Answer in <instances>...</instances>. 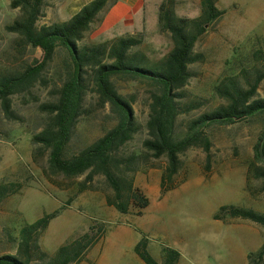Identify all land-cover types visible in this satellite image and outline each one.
<instances>
[{
    "label": "rangeland",
    "instance_id": "rangeland-1",
    "mask_svg": "<svg viewBox=\"0 0 264 264\" xmlns=\"http://www.w3.org/2000/svg\"><path fill=\"white\" fill-rule=\"evenodd\" d=\"M158 0L148 5L141 28L133 31L102 33L98 16L83 42L94 45L126 35H141L143 52L152 62L162 59L171 49L167 34L159 33ZM10 0H0V75L21 74L36 51L5 28L20 17L9 7ZM67 0L48 1L38 26L69 20L64 14ZM217 8L224 15L197 41L194 54L201 61L189 66L191 78L184 88L186 100L197 101L198 110L180 115L176 133L186 132L189 122L214 110L224 102L214 87L227 77L238 76L239 69L249 72L262 64L255 50L264 54V0H219ZM175 14L194 19L200 15V0H175ZM264 58V57H262ZM65 56L57 51L33 87L10 97L12 118L0 105V185L16 184L21 191L0 203V257L15 255L20 229L44 216L58 212L38 240L41 250L54 255L57 249L79 237L102 235L75 264H144L134 247L146 240L147 253L159 264L165 261L163 249L179 254L176 264H250L247 257L264 244V228L258 224L225 218L214 220L221 207L250 209L264 214L263 180L246 176L248 168H264L256 160L255 148L264 136L263 117L229 126H213L204 132L210 143L209 161L202 148H190L178 156V171L171 181L165 179L166 158L154 159L143 148L148 139L146 129L150 96L148 83L115 79L119 95L132 107L137 132L116 156L133 157L130 170L119 165L111 168L126 191L128 183L147 198L148 206L140 217L121 215L111 203L114 192L101 174L89 171L76 178H65L51 170L49 150L31 142L50 118L42 107L55 103L61 86ZM241 84V83H240ZM256 99H264V81ZM116 117L108 105L101 107L92 85L84 97L83 116L79 119L66 156L77 155L112 129ZM176 189L160 196V186ZM182 183V184H181ZM130 194L125 195L131 205ZM129 213L134 212L129 207ZM91 227L94 231H91ZM256 264H264L255 259ZM33 264L45 261L34 259Z\"/></svg>",
    "mask_w": 264,
    "mask_h": 264
},
{
    "label": "trees",
    "instance_id": "trees-1",
    "mask_svg": "<svg viewBox=\"0 0 264 264\" xmlns=\"http://www.w3.org/2000/svg\"><path fill=\"white\" fill-rule=\"evenodd\" d=\"M48 1L61 0H10V9L18 10L20 17L5 30L17 35L24 45L36 51V55L21 74L0 75L1 108L7 118H12L10 97L30 90L56 52H63L64 68L57 100L42 107L50 121L39 134L32 136L31 142L49 150L51 170L65 178H76L88 171L90 176L103 175L114 192L115 202L110 204L121 215L140 217L148 206V200L139 189H133L131 183L124 191L122 183L111 171L119 165L124 170H130L126 165L134 158H122L116 154L137 132L131 104L117 93L115 79L148 83L154 89L146 125L148 139L144 141L143 148L154 159L166 158L168 167L164 178L168 181L178 171V156L190 148H202L209 161L210 143L204 135L207 129L229 126L254 117H263L264 121V99H256L259 85L264 81V54L255 50L256 59L262 61L259 68L251 72L240 68L241 84L238 76L220 81L214 87V93L224 104L189 122L184 134L176 133L178 117L198 110L202 105L192 100L184 102V88L191 78L189 66L201 61L194 54L195 44L224 15V11L217 8L219 0H200V15L194 19L177 17L175 0H163L158 6L157 25L159 33L169 36L171 49L156 62L150 61L138 50L142 45L141 35L121 36L94 45L82 43L85 34L106 7L107 0H93L66 22L38 26ZM90 85L98 96L99 105L110 107L116 124L87 149L77 155L66 156L74 129L83 116L84 97ZM261 139L255 148L256 160L264 162V138ZM250 175L263 180L261 190L264 191V168L251 165L246 172V176ZM174 189L176 186L164 187L162 178L160 196ZM20 191L21 187L16 184L0 185V203ZM126 193L130 194L131 205L125 199ZM131 206L134 212L130 214ZM57 214L55 212L23 226L16 254L1 256L0 264H33L34 259L45 261L44 264L78 263L103 231L96 230L93 237L87 234L79 237L59 247L54 255H48L41 250L38 240ZM226 217L249 221L264 228V214L250 209L221 207L214 220L224 223ZM90 229L94 231L93 227ZM134 252L144 264H159L147 253L145 239L134 247ZM162 253L165 254V261L161 264L177 263L179 254L176 251L166 248ZM263 257L264 244L257 253H250L247 259L250 264H256L255 259L260 261Z\"/></svg>",
    "mask_w": 264,
    "mask_h": 264
},
{
    "label": "crops",
    "instance_id": "crops-1",
    "mask_svg": "<svg viewBox=\"0 0 264 264\" xmlns=\"http://www.w3.org/2000/svg\"><path fill=\"white\" fill-rule=\"evenodd\" d=\"M93 0H67L64 14L69 19L76 15L82 7ZM158 0H107V5L99 14L101 16L100 31L129 32L136 27L141 28L148 5L155 7ZM161 1V0H160ZM182 184V183H181Z\"/></svg>",
    "mask_w": 264,
    "mask_h": 264
},
{
    "label": "water",
    "instance_id": "water-1",
    "mask_svg": "<svg viewBox=\"0 0 264 264\" xmlns=\"http://www.w3.org/2000/svg\"><path fill=\"white\" fill-rule=\"evenodd\" d=\"M264 136L262 137L261 141L263 140ZM261 143V142H260ZM260 145V144H259ZM260 149V148H259ZM259 154H260V151H259Z\"/></svg>",
    "mask_w": 264,
    "mask_h": 264
}]
</instances>
